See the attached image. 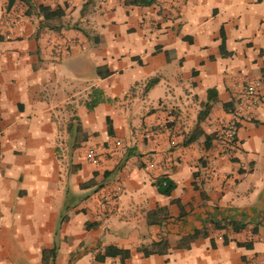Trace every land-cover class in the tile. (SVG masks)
<instances>
[{
    "label": "crops",
    "instance_id": "1",
    "mask_svg": "<svg viewBox=\"0 0 264 264\" xmlns=\"http://www.w3.org/2000/svg\"><path fill=\"white\" fill-rule=\"evenodd\" d=\"M149 1L0 0V264H264V0Z\"/></svg>",
    "mask_w": 264,
    "mask_h": 264
},
{
    "label": "built area",
    "instance_id": "2",
    "mask_svg": "<svg viewBox=\"0 0 264 264\" xmlns=\"http://www.w3.org/2000/svg\"><path fill=\"white\" fill-rule=\"evenodd\" d=\"M56 57H62L59 48L55 51ZM259 94L254 85H249L245 89V93L240 97L239 104L231 112L232 116L229 120L224 121L218 129V136L224 144V153L233 156V154L240 148V140L238 137L239 124L243 116L251 111V109L259 102ZM88 158L92 162L100 161V153L95 149H90ZM108 202V197H104L103 204ZM106 264H119L115 260H110Z\"/></svg>",
    "mask_w": 264,
    "mask_h": 264
},
{
    "label": "trees",
    "instance_id": "3",
    "mask_svg": "<svg viewBox=\"0 0 264 264\" xmlns=\"http://www.w3.org/2000/svg\"><path fill=\"white\" fill-rule=\"evenodd\" d=\"M137 1V0H136ZM143 2H145L146 4H148V3H150V1L149 0H142ZM42 11H44V13H45V16H55V15H57L58 13H57V10H49V8H47L46 6H42ZM222 46V50H224V45H221ZM210 92H211V90H210ZM209 108H210V104H209V102L206 104V106H205V109L204 110H202L201 112H200V114H199V119L201 120L203 117H204V115L208 112V110H209ZM200 133V129H199V127L196 129V131H195V133L193 134V136L190 138V141L191 140H193V139H195L196 138V136H197V134H199ZM207 143L209 144V138H208V140H207ZM173 187H174V183L171 181V180H169V179H164V182L162 181L161 183H160V190L162 191V192H164V193H170L171 192V190L173 189ZM216 223V226L217 227H223V225L222 224H220L219 222H215ZM231 223L233 224V226H234V228L237 230V229H240V228H243L244 226H245V224H241V223H237V222H234V221H231ZM207 233V231L205 230V229H198V230H196L195 231V233L192 235V237H196V236H199V235H201V234H206ZM224 241H227V239L225 238L224 239Z\"/></svg>",
    "mask_w": 264,
    "mask_h": 264
}]
</instances>
